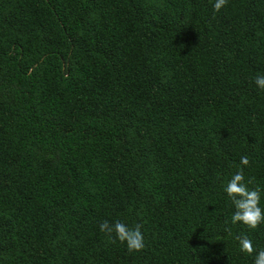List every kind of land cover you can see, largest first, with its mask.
Segmentation results:
<instances>
[{
  "label": "trees",
  "instance_id": "trees-1",
  "mask_svg": "<svg viewBox=\"0 0 264 264\" xmlns=\"http://www.w3.org/2000/svg\"><path fill=\"white\" fill-rule=\"evenodd\" d=\"M214 3L0 0V264H254L224 189L264 208V0Z\"/></svg>",
  "mask_w": 264,
  "mask_h": 264
},
{
  "label": "clouds",
  "instance_id": "clouds-1",
  "mask_svg": "<svg viewBox=\"0 0 264 264\" xmlns=\"http://www.w3.org/2000/svg\"><path fill=\"white\" fill-rule=\"evenodd\" d=\"M227 4L228 0H215L213 7L218 12ZM254 82L257 87L264 90V74L257 75ZM240 163L242 166H249V157L247 155L241 156ZM252 183L253 178L245 180L243 168H241L231 176L224 190L235 209L231 215V223H243L250 229H256L264 224V208L261 207L262 190L259 187L249 188ZM99 227L100 231L106 233L110 238L114 233V240L126 244L129 252H139L146 246L140 225L132 227L122 220L111 223L104 220ZM235 239L238 241L241 253L249 256L254 255V264H264V248L254 246L247 235H238Z\"/></svg>",
  "mask_w": 264,
  "mask_h": 264
}]
</instances>
